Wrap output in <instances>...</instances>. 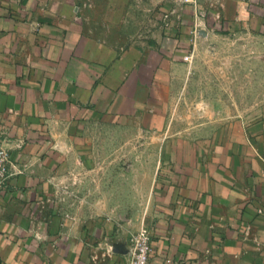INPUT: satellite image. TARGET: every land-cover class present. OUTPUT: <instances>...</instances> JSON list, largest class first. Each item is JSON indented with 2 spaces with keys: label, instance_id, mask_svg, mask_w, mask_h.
<instances>
[{
  "label": "crops",
  "instance_id": "crops-1",
  "mask_svg": "<svg viewBox=\"0 0 264 264\" xmlns=\"http://www.w3.org/2000/svg\"><path fill=\"white\" fill-rule=\"evenodd\" d=\"M218 3L228 23L264 13V0ZM97 4L0 0V143L9 151L0 264L132 263L138 225L74 216L58 199L74 175L96 172L101 129L133 126L162 135L149 264H264V112L201 137L169 136L165 83L185 50H118L90 28L85 7ZM129 5L108 1L106 20Z\"/></svg>",
  "mask_w": 264,
  "mask_h": 264
},
{
  "label": "rangeland",
  "instance_id": "rangeland-1",
  "mask_svg": "<svg viewBox=\"0 0 264 264\" xmlns=\"http://www.w3.org/2000/svg\"><path fill=\"white\" fill-rule=\"evenodd\" d=\"M96 1L85 7L90 28L118 50L143 45L170 58L180 44L189 56L170 67L165 83L169 136L201 137L234 118L249 121L264 112V13L247 24L228 23L217 15L218 0H131L110 21V0ZM129 129H101L96 172L62 184L58 200L71 215L131 221L136 231L148 225L162 135Z\"/></svg>",
  "mask_w": 264,
  "mask_h": 264
},
{
  "label": "built area",
  "instance_id": "built-area-1",
  "mask_svg": "<svg viewBox=\"0 0 264 264\" xmlns=\"http://www.w3.org/2000/svg\"><path fill=\"white\" fill-rule=\"evenodd\" d=\"M187 59H189V56L186 55L185 60ZM8 163L9 151L0 143V188L3 186L7 177ZM151 240V231L146 225L131 235V264H149L152 252Z\"/></svg>",
  "mask_w": 264,
  "mask_h": 264
}]
</instances>
